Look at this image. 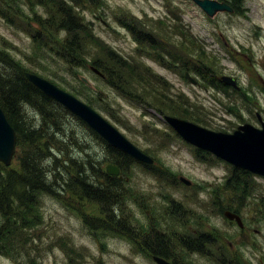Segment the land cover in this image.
<instances>
[{
  "label": "rangeland",
  "instance_id": "obj_1",
  "mask_svg": "<svg viewBox=\"0 0 264 264\" xmlns=\"http://www.w3.org/2000/svg\"><path fill=\"white\" fill-rule=\"evenodd\" d=\"M37 1L19 0V12L29 24L0 15V54L10 55L6 60L0 55V77L11 79L18 62L23 71L49 79L93 106L154 163L110 151L106 140L63 105L21 102L16 109L23 124L42 130L45 138L36 145L24 142L11 166L0 161V178L14 182L20 198L24 185L7 169L22 172L19 155L43 146L41 167L51 187L34 196L38 219L34 209L24 212L25 224L32 225L6 230L0 264H157L156 252L175 264H264V176L251 173L246 189L236 186L234 166L188 143L166 122V114L175 115L160 105L168 100H155L156 93L134 76L127 93V86L118 89L91 69L100 54L94 45L105 41L132 65L167 81L170 88L163 96L186 98V106L175 107L198 124L227 132L246 122L261 127L264 0H242L233 12L213 16L194 0H84L76 7L91 25L86 34L94 45L83 61L57 53L54 43L66 35L62 28L51 29L52 39L38 34L36 39L33 32L45 31L41 22L52 14L47 1ZM135 21L148 24L169 43L149 46V55L138 51ZM201 56L221 83L222 75H231L240 89L225 84L221 90L204 80L193 64H200ZM186 58L191 61L185 63ZM166 60L176 66L168 67ZM186 65L195 83L185 76ZM110 163L121 168L120 182L112 187ZM98 184L109 186L113 204L90 197L86 187ZM10 198L14 214L20 201ZM226 209L241 215L242 228L224 215Z\"/></svg>",
  "mask_w": 264,
  "mask_h": 264
},
{
  "label": "trees",
  "instance_id": "obj_2",
  "mask_svg": "<svg viewBox=\"0 0 264 264\" xmlns=\"http://www.w3.org/2000/svg\"><path fill=\"white\" fill-rule=\"evenodd\" d=\"M46 1L48 2V5L52 10V14L51 17H48L45 21L41 22L45 31L38 29L37 31L33 32L34 35L36 34V39L40 37L37 36V34L41 36L43 35L46 39H52V34L50 33L51 29L54 30V27H56V30H60L62 28L63 30H65L66 35L62 41L56 40V42L54 43L56 45V48L58 49L57 53L68 56L69 58L71 57L73 60L83 61L84 56L88 53L89 50L91 51V48L94 45L93 42H91V40L88 38L92 32L90 29L91 25L84 21V19L78 13L76 7L79 6L84 0H71L72 2H69V4L65 3L66 0H52V4H50L48 0H38L37 2L45 3ZM88 1L91 2L93 0ZM241 1L242 0H231L229 4L236 10L239 8V3ZM54 2H56V4ZM20 9L21 7L19 4V0H0V15H2L5 19H8L9 21H15L16 18H19L21 21L29 24L28 19L22 17V15L20 14ZM145 24L146 23L142 24L141 22L137 21L134 22V25L140 27L137 28L135 32V38L136 41L139 42L137 48L138 51H145L149 55V46L161 47L163 45H167L169 43V40H167V38L163 36V34L160 35L155 29H152L148 24ZM100 42H102V44L94 45L95 47L97 46V49L100 50V54L97 57L93 58L92 65L102 71L107 80L114 87L122 89L127 86L128 88L132 83V76H134L135 79H137L138 81L146 85L148 89H151L154 91V93H156L155 100L157 98L160 100L162 99V101L168 100L167 103L163 104V102H161L160 105H164L165 107L169 106L168 109L173 112L172 114L185 119H191L192 121L199 123L198 119L190 116L189 114H187V112L179 110L178 107L180 105H187L186 98L182 99L181 97L177 96L179 99H176L169 94L167 96H163L166 90L170 88L167 81H165L158 75H155L148 68H144L142 66L138 68L136 64L132 65L133 63L128 62L129 60L119 54L110 44H107L105 41L101 40ZM165 49L170 55L171 52H169L167 46ZM200 49V55H205V51L203 50V48ZM0 55L3 60H6L10 57L9 54L8 57L7 55L3 54V52ZM202 56L199 58L200 64H198L197 62L193 63L194 68L198 70V73L210 85H213L216 88H220L221 90L224 89L225 84L219 81L218 76H216L215 74V71L212 72L208 69L209 65L202 59ZM161 57L163 58L164 56L162 55ZM180 58H184V56H180ZM166 61L167 62H164V64L168 67L176 66V64H173L171 60ZM184 61L186 63L190 62L191 60H188V58H186V60ZM14 66H16V70L14 72V75L11 76V79H4L0 77V104L3 107L7 118L17 131V148L20 151V146L24 142L36 145L39 140L42 141L43 138H45V134L42 133V130L38 128L25 126L23 124V121L20 119L16 108H20L21 102L31 104H34V102H39L44 108L48 103L57 104L58 102L35 87L26 78V70L23 71L22 66L18 62H16ZM182 68L184 69V74H186V72L190 70L187 65L185 67L183 66ZM210 73H212V75ZM129 91L130 89L128 88V91L125 92L130 93ZM225 92H227V90H225ZM57 105L61 104L58 103ZM175 105H177L178 107H175ZM45 146L47 149H50L49 144L45 143ZM108 147L112 152L122 153L111 146ZM41 150H43V146H37L35 149L27 150V153L24 156L19 155L20 158H18L21 162L22 172H18L13 168L7 169V174L13 173L15 175V182L20 181L19 183L24 185L20 198L18 197L20 189L17 190L15 188L14 182L6 183L3 178H0V246L1 240L6 234V230H16L24 226L33 224H25V211L32 213L34 209V213L32 215L36 219L39 218V213L37 212L36 207L33 208L32 201H34V196L36 195V192L38 190H49V187H51V184L47 181L46 176L43 175L42 172V158L40 154ZM233 169L234 184L238 187H243L244 189H246L249 186V182L251 180V173L237 167ZM107 179L109 180L108 182L110 187L116 186L120 182L119 177L114 175H108ZM86 189H89V195L92 199L99 200L100 202L106 204H113L114 197H112L111 195L112 190L109 188V186L105 187L98 184L94 187L92 185H89V188L86 187ZM95 189H97V191L95 193H92L95 191ZM11 195H13L14 198L20 201V204H16L17 209L15 210L14 214L11 213V206L14 203L8 201L9 199H11ZM6 208H9L10 211ZM18 216L23 220H21Z\"/></svg>",
  "mask_w": 264,
  "mask_h": 264
},
{
  "label": "water",
  "instance_id": "obj_3",
  "mask_svg": "<svg viewBox=\"0 0 264 264\" xmlns=\"http://www.w3.org/2000/svg\"><path fill=\"white\" fill-rule=\"evenodd\" d=\"M194 1L210 16L215 15L219 11H233V7L227 2L219 0ZM92 69L101 75V72L96 67H92ZM25 76L46 95L63 104L80 117L110 145L141 162H153V158L149 154L136 146L113 123L91 105L35 72L25 71ZM187 76L193 83L196 82L189 72H187ZM81 79L87 84H91L84 76ZM220 80L236 89L240 88L237 80L231 75H222ZM165 118L191 144L208 150L237 167L264 175V121L261 118H259L262 124L261 128L251 123H245L240 125L233 133L214 131L177 116L167 115ZM16 145V130L9 122L4 109L0 105V161L6 166L12 163ZM106 169L112 175L119 173L118 166L114 164H108ZM181 180L188 185L191 184V181L183 176ZM224 214L230 220H236L240 226H243L242 218L238 213L228 209ZM154 258L159 264H170L162 257L154 256Z\"/></svg>",
  "mask_w": 264,
  "mask_h": 264
},
{
  "label": "flooded vegetation",
  "instance_id": "obj_4",
  "mask_svg": "<svg viewBox=\"0 0 264 264\" xmlns=\"http://www.w3.org/2000/svg\"><path fill=\"white\" fill-rule=\"evenodd\" d=\"M154 256L162 257V258L166 259L167 261H169L170 263L175 264L173 261H171V260L168 259L167 257H163L162 255H160L159 252H156V254H155V253L152 254V258H153V259H155Z\"/></svg>",
  "mask_w": 264,
  "mask_h": 264
}]
</instances>
